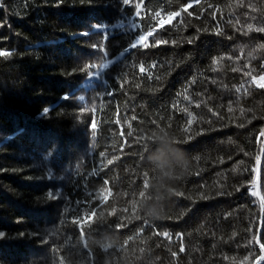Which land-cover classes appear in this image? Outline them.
Masks as SVG:
<instances>
[{"label":"trees","instance_id":"obj_1","mask_svg":"<svg viewBox=\"0 0 264 264\" xmlns=\"http://www.w3.org/2000/svg\"><path fill=\"white\" fill-rule=\"evenodd\" d=\"M260 29L264 0H0V264H253Z\"/></svg>","mask_w":264,"mask_h":264},{"label":"rangeland","instance_id":"obj_2","mask_svg":"<svg viewBox=\"0 0 264 264\" xmlns=\"http://www.w3.org/2000/svg\"><path fill=\"white\" fill-rule=\"evenodd\" d=\"M170 19H168L167 21L165 22H169ZM163 23H160L157 27L161 26ZM125 24L123 22H119L117 24H114V25H93L92 26V29L93 30H102L104 32H106V34H112L114 32L115 29H119L121 27H123ZM156 27V28H157ZM130 28H133L132 27V24H130ZM154 29L150 30L148 33H142L140 35H143L145 37V40L147 38V36L149 35V33L153 32ZM139 35V36H140ZM139 36L136 38L135 42L138 40ZM144 40V41H145ZM126 51H123L121 53L124 54ZM113 62V59L112 58H108L104 61V63H107L108 65H110L111 63ZM103 69H100V67L96 68L95 70L91 71L88 73V75L85 77V79L83 80L81 86L84 87V88H87L89 87L90 85L93 84V82L95 80H97L99 78V75L100 73L102 72ZM264 75H261V76H258L256 78H254V82L255 84H257V81L260 80V77H262ZM80 97H83L81 94L78 95V99H80Z\"/></svg>","mask_w":264,"mask_h":264},{"label":"water","instance_id":"obj_3","mask_svg":"<svg viewBox=\"0 0 264 264\" xmlns=\"http://www.w3.org/2000/svg\"><path fill=\"white\" fill-rule=\"evenodd\" d=\"M263 155H264V135L262 138L260 155H259V160H258V165H257V175H256V180H255L256 196H257V198L261 204V207H262L261 220H260V224H259L258 233L256 236V242H257V244L261 250V253L253 264H260L264 260V259H262V258H264V248L260 243V236H261V231H262V226H263V214H264V201H263L262 195H261V173H262Z\"/></svg>","mask_w":264,"mask_h":264},{"label":"clouds","instance_id":"obj_4","mask_svg":"<svg viewBox=\"0 0 264 264\" xmlns=\"http://www.w3.org/2000/svg\"><path fill=\"white\" fill-rule=\"evenodd\" d=\"M159 142L165 147L169 144L168 139L163 136L160 137ZM152 160L161 172L162 176L169 175L174 166V160L169 158L162 149L157 150V152L153 155Z\"/></svg>","mask_w":264,"mask_h":264},{"label":"snow or ice","instance_id":"obj_5","mask_svg":"<svg viewBox=\"0 0 264 264\" xmlns=\"http://www.w3.org/2000/svg\"><path fill=\"white\" fill-rule=\"evenodd\" d=\"M123 3H124L125 6H128L129 3H130V0H123ZM157 15H159V13H157ZM177 15H179V13H170L169 14V19H171L172 17L177 16ZM132 27H133L134 31H136V32L138 31V26H137V24L135 22H133ZM260 31H264V29H260ZM144 40H145V37L143 35H140L136 42L131 43L130 47L131 48H136L138 46V44L143 42ZM95 47H100V46L95 45ZM261 47H264V45H261ZM101 49H103V47H101ZM95 67H96L95 65L90 66L89 71L91 72V68H95ZM99 67H100V69H106L108 67V64L107 63H103ZM257 86L261 87V88H264V76L260 77V80L257 81ZM80 99L83 100L84 97H80ZM44 111H45V113H47L48 109H45ZM109 163H111V161H109ZM79 222H80L79 217H77L73 221V223H79ZM3 236H4V234L0 233V238H2ZM262 259H264V258H262Z\"/></svg>","mask_w":264,"mask_h":264},{"label":"bare ground","instance_id":"obj_6","mask_svg":"<svg viewBox=\"0 0 264 264\" xmlns=\"http://www.w3.org/2000/svg\"><path fill=\"white\" fill-rule=\"evenodd\" d=\"M77 72V71H76ZM56 99V98H55ZM123 99V98H122ZM51 167V166H50Z\"/></svg>","mask_w":264,"mask_h":264}]
</instances>
